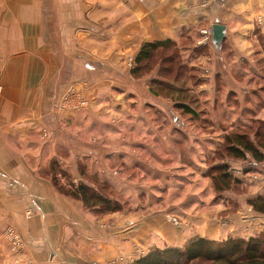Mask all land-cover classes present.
<instances>
[{"label":"rangeland","instance_id":"obj_1","mask_svg":"<svg viewBox=\"0 0 264 264\" xmlns=\"http://www.w3.org/2000/svg\"><path fill=\"white\" fill-rule=\"evenodd\" d=\"M191 1L194 8L210 2ZM152 5L144 25L130 14L124 26L119 2L111 11L120 24L99 34L96 49L83 37L76 50L54 52L58 67L44 93L54 98L47 104L53 120L44 117L36 134L49 147L38 149L35 141L34 179L25 187L35 201L40 192H49L58 206L67 200L74 216L88 214L111 232H133L144 221L147 243L156 225L169 235L206 224L221 237L197 235L163 248L138 243L129 254L91 264H133L153 250L183 249L198 238L220 243L264 235V211L255 207L264 208V37L253 26L247 49L255 67L243 64L240 71L232 67L240 59L228 44L213 47L212 24L183 28L178 39L153 36ZM127 27L136 37L126 35ZM145 44L154 48L139 61ZM0 200L2 206L13 203ZM4 209L0 264H33L16 225L37 217L36 210L26 208L23 219ZM55 236L44 252L51 264L57 263Z\"/></svg>","mask_w":264,"mask_h":264},{"label":"crops","instance_id":"obj_2","mask_svg":"<svg viewBox=\"0 0 264 264\" xmlns=\"http://www.w3.org/2000/svg\"><path fill=\"white\" fill-rule=\"evenodd\" d=\"M119 2L125 5L121 17L124 26L130 14L135 20L143 18L141 24L144 25L147 20L144 16L153 4L155 13L149 20H152L153 36L161 39H178L183 28L200 22L223 24L226 29L220 47L228 44L240 59L232 67L240 71L243 64L251 70L255 67L250 58L252 52L247 49V38L252 36L254 27L264 37V0H210L200 8L192 7L191 0H0V198L12 200L11 206H4L16 218L24 219L26 208L36 210L37 217L25 218L22 224L16 225L33 264H51L44 252L52 248L49 245L52 233L59 240L56 264L106 262L113 255L129 254L133 246L139 244L163 248L182 245L188 237L197 235L210 239L221 237L215 228L206 224H203L205 228L200 225V229L182 233L176 230L177 233L169 235L156 225L153 240L147 243L142 237L147 228L144 221L133 232H125L122 227L111 232L94 225L88 214L80 216L82 219L74 216L73 205L67 200L59 207L49 192H40V201H35L32 193L28 195L25 186L34 179L31 165L37 158L33 152L35 141L39 142L38 149L48 146L37 141V128L43 127L40 122L44 117L47 123L53 120L48 114L51 105L47 104L54 98L44 96L50 92L51 74L58 67L53 54L61 46L63 51L72 46L76 50L78 39L83 37L89 38V44L95 42L96 49L100 33L103 35V31L120 24L111 11ZM257 18L263 22L255 24ZM140 25L136 24L134 29L140 31ZM126 35L136 37L128 27ZM63 63L65 60L61 63L64 67ZM57 143L58 148H66L65 142ZM17 145L21 146V151ZM4 206L0 200V210H5ZM3 253L5 250L1 251V257Z\"/></svg>","mask_w":264,"mask_h":264},{"label":"trees","instance_id":"obj_3","mask_svg":"<svg viewBox=\"0 0 264 264\" xmlns=\"http://www.w3.org/2000/svg\"><path fill=\"white\" fill-rule=\"evenodd\" d=\"M147 47L154 48V45L143 46L138 57L139 61L149 56ZM236 142L242 149L255 152L253 146L247 142L239 139ZM81 191L84 197L86 195L84 189ZM255 207L259 211H264V208ZM196 260L199 262L195 263ZM133 264H264V235L248 241L226 240L220 243L198 238L183 249L153 250Z\"/></svg>","mask_w":264,"mask_h":264},{"label":"water","instance_id":"obj_4","mask_svg":"<svg viewBox=\"0 0 264 264\" xmlns=\"http://www.w3.org/2000/svg\"><path fill=\"white\" fill-rule=\"evenodd\" d=\"M212 43L218 47L220 42L222 41L224 35H225V25L220 23H214L212 24Z\"/></svg>","mask_w":264,"mask_h":264},{"label":"built area","instance_id":"obj_5","mask_svg":"<svg viewBox=\"0 0 264 264\" xmlns=\"http://www.w3.org/2000/svg\"><path fill=\"white\" fill-rule=\"evenodd\" d=\"M206 37H208V36H206Z\"/></svg>","mask_w":264,"mask_h":264}]
</instances>
